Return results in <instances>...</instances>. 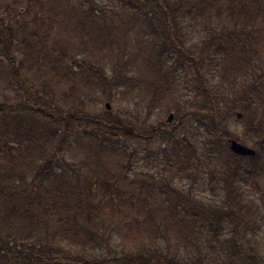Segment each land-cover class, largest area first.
Wrapping results in <instances>:
<instances>
[{"label":"trees","instance_id":"1","mask_svg":"<svg viewBox=\"0 0 264 264\" xmlns=\"http://www.w3.org/2000/svg\"><path fill=\"white\" fill-rule=\"evenodd\" d=\"M0 6V75L8 77L9 83L12 81L20 88L14 102L10 103L7 99L0 101V157L13 155L14 149L25 146L31 155L26 166L32 170L30 182L33 189L40 188L44 180H51L48 187L53 191L44 199L39 194L28 193L26 177H20L19 184L12 182L13 174L20 175L19 167L6 177L0 173V264H103L108 260V257L91 259L87 255L94 244L101 245L103 241L99 239L105 240L106 233L97 223L98 215L95 212L87 209L76 218V213H69V219L63 222V211H47L56 188H71L66 176V163L63 162V149L68 136L74 131L73 123H80L79 130L90 126L96 129L90 134L86 130L84 134L88 138L85 146L87 153L82 161L85 168L97 166L108 182L114 177L122 182L131 180L128 172L124 171V167L129 166L128 161H124L127 158L123 156L126 153L124 144L120 146V142H115L119 139L110 135V131L120 137L125 133L130 135L129 130L107 111V120L93 117L90 112L83 115L75 113V102L81 98L82 90L74 82L62 86L64 80L71 81L75 77L78 68L83 73L93 69L78 59L80 52L90 50L87 45L91 39L107 37L110 41H117L130 27L146 22V25L132 31L137 36L145 29L147 36H155L161 44L159 49L157 44L153 46L151 53H154L153 57L156 56V61L152 62L150 71L137 76V82L128 84L142 88L140 102L146 103L147 114H153L159 108L170 110L179 120L178 126L186 131L188 126L180 114L187 113L190 106L204 107L206 113L201 115L200 111H194L192 114L204 116L207 120L205 128L212 126L227 139L230 133L221 127L222 122L229 114L234 115L238 111L237 117L240 114L245 120L243 135L251 142L256 155L241 157L231 152L227 141L223 146L216 142L218 156L222 159L219 162L222 165L220 171L226 174V183L231 185L243 160L256 165L264 161V0H80L78 3L47 0V12L53 11L61 16L59 22L64 32L56 39L45 31V11L16 8L13 3L6 2ZM121 13H133L137 19L132 16L127 20ZM181 22L188 26L183 27ZM188 27L195 35L202 34L201 53H195L193 47L186 45L187 35L183 30ZM50 40L53 42L50 43ZM214 47L216 55H210L208 50ZM124 53L126 51L121 52L123 57ZM170 58L175 61L172 63L175 69L179 70V62H184L194 75L197 85L193 99H183L176 86V76L172 68L167 67ZM4 64L7 66L4 67ZM128 68V63L123 60L119 62L111 75V84L101 72L94 74L111 96L115 88L120 90L122 84L130 80ZM28 77L34 83H29L31 80ZM24 113L31 118L26 119ZM160 129L152 126L148 139L160 135L164 142H173L177 159L174 165L181 164L177 147L180 138L174 132ZM106 131L109 133L106 134ZM122 131L124 134L120 135ZM131 132L137 135L134 130ZM232 138L243 140L235 135ZM164 142L162 147L165 146ZM200 161L197 158V163ZM187 164L182 165L184 168H177L178 174ZM214 171L219 170L215 168ZM184 172L188 175L189 170ZM210 177L213 182L215 173H211ZM90 185L92 189L95 187L91 182ZM141 189L150 191L145 186ZM70 195L76 199L80 196L78 192ZM229 204L226 210H218L216 214L219 213L221 218L232 214L237 219H243L238 221L239 227L244 225L246 220L241 212ZM171 209L174 214L171 212L170 220L165 221L163 234L167 241L171 239L172 228L178 230V237H184L182 229L188 230L185 215H177L175 206ZM203 213L209 215L207 210ZM160 230L157 227V231ZM215 232L219 233V230L215 228ZM139 237L141 242L145 240L141 234ZM200 239L196 235L195 241L191 242L198 250ZM65 242L76 247V256L65 259L61 251ZM227 242L219 241L211 245L215 247L221 243L220 256L223 257H227L228 252L234 256L242 253L241 243L234 239ZM51 249L62 255L47 259L43 255L51 252ZM110 257L122 264H142L144 261L140 255ZM164 258L149 255L146 261L147 264H176L175 259Z\"/></svg>","mask_w":264,"mask_h":264},{"label":"rangeland","instance_id":"2","mask_svg":"<svg viewBox=\"0 0 264 264\" xmlns=\"http://www.w3.org/2000/svg\"><path fill=\"white\" fill-rule=\"evenodd\" d=\"M66 1L78 3L80 0ZM5 2L13 3L16 8L25 7L33 11L39 9L45 11V31L54 39L63 34L64 31L59 22L61 16L59 17L53 11L47 12V0H0V4ZM1 8L0 6V12ZM55 9L58 8L55 7ZM121 14L127 20H130L132 16L137 19V15L133 13ZM33 15L32 13V17ZM181 24L183 27L188 26L184 22ZM142 25H146V22L130 27L127 35L124 34L120 39L117 38V41H110L107 37L91 39L87 45L90 50L80 52L78 59L82 64L89 65L93 69L83 73L78 68L75 77L71 81L64 80L62 84V86H67L74 82L82 90L81 98L75 102L76 110H73L75 113L83 115L90 112L93 117H102L107 120L105 116L107 111L116 116L124 128L129 130L130 135L124 134V131L120 132V135L124 134L121 137L116 136V132L112 131L110 135L119 139L115 142H120V146L124 144L123 149L126 153L123 156L127 157L124 161H128L129 164L124 167V171L128 172L131 180L122 182L114 177L108 182L102 172L98 171L100 168L97 166L91 165L85 168L86 165H83L82 161L85 160L87 153L88 138L84 134L86 130L90 134L96 129L90 126L85 127V130H79L80 123L75 121L77 124L73 123L74 131L68 136L63 149V162L66 163L68 171L66 176L71 188H60L59 190L56 188L52 194L53 200L48 202L47 211L51 213L63 211L65 213L62 216L63 222L69 219V213H76L74 217L76 218L87 209L95 212L98 215L97 223L106 233L105 240L99 239L103 241L101 245L94 244L93 249L87 252V255L91 259L108 257L103 264H122L121 261H113L110 257L120 255H126L129 258L140 255V259L144 260L142 264H147L146 259L149 255L163 260L167 256L175 259L176 264H264V161L257 162L256 165L243 160L239 173L233 176L232 183L228 186L225 181L226 174L220 171L222 165H219V162L222 159L217 153L216 142L219 141L223 146L225 141L228 143L231 139L252 148L251 142L243 135L245 125L243 116L238 118L236 115L238 111H235L236 114H229L223 120L221 127L226 128L230 133V138L226 139L212 126L205 128L207 120L201 116L207 112L204 107L201 109L200 106L197 108L190 106L186 110L187 113L180 114L183 122H186L188 126L189 130L186 131L178 126L179 120L170 110L159 108L153 114L148 115L146 103L140 102L142 88L128 84L131 81L137 82V76L150 71L152 62L156 61V56L153 57L154 53H151L154 51L153 46L157 44L159 49L161 44L155 36H147L145 29L136 36L132 30L136 28L138 30ZM65 31L68 30L65 29ZM183 31L187 35L186 45L193 47L195 53H201L202 34L196 33L195 35L190 27ZM52 42L53 40H50V43ZM125 51L123 57L121 52L123 54ZM208 53L216 55L215 47L209 48ZM122 60L128 63L127 74L130 80L123 83L120 90L115 88L114 95L110 96L108 89L103 87L94 72L104 74L108 83L111 84V75ZM172 63H175L174 59H168L167 67L172 68L176 76V86L184 96L183 99L188 101L193 99L194 87L197 85L194 75L186 63L179 62V70L175 69ZM5 66L7 65L4 64ZM58 76L60 79V75ZM28 78L31 80L29 83H34L31 77ZM9 80L8 77L4 78L0 75V101L7 99L12 103L20 94V88L12 81L9 83ZM119 93L123 94L119 95ZM106 104H109V110L105 109ZM194 111H200L201 115L194 116L192 114ZM172 113L174 119L171 123H167ZM24 117L29 118L25 113ZM37 120L40 121V118ZM152 126L160 127L161 131L174 132L180 138L177 146L182 161L180 166L174 165L176 156L173 152V142H164L160 135H153L148 139ZM130 129L137 132V135ZM107 133L109 132L106 131ZM232 135L243 140L232 138ZM163 142L164 147H162ZM30 158L31 155L25 146L14 149L13 155L6 154L0 157V173L6 177L19 167L20 175L13 174L12 182L19 184L21 183L20 177H26L28 185H25V188L28 193L39 194L45 199L47 194L53 192L48 187L51 180H44L40 188L33 189L34 186L30 182L33 177L32 170L26 166ZM197 158L201 159L200 163H197ZM184 163H188L186 168L178 174L177 168H184L182 166ZM215 168L219 171H214ZM188 170L187 175L184 171ZM213 172L215 180L211 182L210 174ZM85 182L88 183L85 184ZM90 182L95 184L93 189L90 188ZM144 186L149 187L150 191L140 190ZM172 189L178 191L179 194L174 193ZM73 192H78L80 195L78 199L70 195ZM137 196L142 197L137 198ZM229 202L243 215L246 220L244 225L239 227L238 221H243V219H237L232 214L224 218H221L219 213L216 214L218 210H226ZM172 206H175L177 215H185L188 230L182 229L185 233L184 237H178V230L171 229V225L167 223L171 229V239L167 241L163 238V234L165 233V221L170 220ZM204 210H207L209 215L204 214ZM157 227L161 230L157 231ZM215 228L219 230V233L215 232ZM139 234L145 238L143 242ZM196 235L201 238L199 250L191 243L195 241ZM229 239H234L238 241V244L243 245L242 253L234 256L227 251V257L220 256L223 245L219 243L212 247L211 244L219 241L229 243ZM51 250L43 256L50 260L62 255L54 249ZM61 251L65 259H70V256L74 257L78 253L76 247L66 242Z\"/></svg>","mask_w":264,"mask_h":264},{"label":"water","instance_id":"3","mask_svg":"<svg viewBox=\"0 0 264 264\" xmlns=\"http://www.w3.org/2000/svg\"><path fill=\"white\" fill-rule=\"evenodd\" d=\"M106 109L109 110L110 106L109 104L105 105ZM241 115H238V118H240ZM174 119V114H171L168 119H167V123H171ZM229 148L231 150L232 153H234L235 155L241 156V157H254L256 155V151L252 148H249L241 143H239L237 140L235 139H231L229 140Z\"/></svg>","mask_w":264,"mask_h":264}]
</instances>
